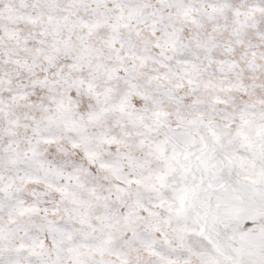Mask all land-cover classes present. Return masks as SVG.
Instances as JSON below:
<instances>
[{
  "label": "snow or ice",
  "instance_id": "6c2138e0",
  "mask_svg": "<svg viewBox=\"0 0 264 264\" xmlns=\"http://www.w3.org/2000/svg\"><path fill=\"white\" fill-rule=\"evenodd\" d=\"M0 264H264V0H0Z\"/></svg>",
  "mask_w": 264,
  "mask_h": 264
}]
</instances>
